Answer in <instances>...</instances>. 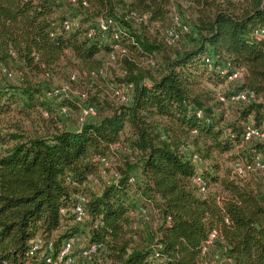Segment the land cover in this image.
I'll return each instance as SVG.
<instances>
[{
  "label": "trees",
  "instance_id": "obj_1",
  "mask_svg": "<svg viewBox=\"0 0 264 264\" xmlns=\"http://www.w3.org/2000/svg\"><path fill=\"white\" fill-rule=\"evenodd\" d=\"M175 1L85 0L83 5L82 0H0V64L19 75L13 90L0 89V114L12 105L20 113L48 110L39 79L46 70L71 67L87 76L96 72L101 66L96 54L111 50L107 42L85 37L90 27L85 24L99 15L123 26L121 43L128 54L120 60L125 75L119 81L133 86L127 105H108L98 95L89 96L97 119L77 130L52 126L31 136L0 133V264H47L38 254L27 255L29 240H50L56 252L77 233L87 234L86 242L100 243L98 251L105 250L111 264H207L201 245L212 229L218 230L227 264H264V186L236 183L228 178L225 164L232 159L229 152L244 142L246 122L264 125V34H251L264 28V0H177L193 9L197 42L171 57L164 55L159 70L148 75L136 66L135 56L159 48L143 41L124 14L161 26ZM118 8L122 19L117 18ZM75 17H81L80 24L63 29V20ZM205 51L214 57L210 66L202 60ZM226 63L244 69L236 89L251 90L256 97L239 103L243 106L231 120L201 85V78L222 82ZM37 113L40 119L50 118ZM114 142L139 155L138 177L127 183L131 163L123 155L116 166L118 182H101L92 191L90 181L101 179L98 158L111 155ZM185 147L210 162V172L201 171V176L206 184L219 185L218 198L199 193L191 180L195 165ZM250 149L264 161V142ZM76 195L84 197L83 223L74 222L69 213ZM137 207L155 222L150 247L131 216ZM134 233L142 239L132 245Z\"/></svg>",
  "mask_w": 264,
  "mask_h": 264
},
{
  "label": "rangeland",
  "instance_id": "obj_2",
  "mask_svg": "<svg viewBox=\"0 0 264 264\" xmlns=\"http://www.w3.org/2000/svg\"><path fill=\"white\" fill-rule=\"evenodd\" d=\"M222 1V3H224V0ZM248 1L246 0V3ZM172 9L183 21H185L189 25V31L179 34L175 39H168L162 34V29L167 23L170 22V17L166 24L160 26L158 24H147L144 17L138 16L131 12L124 14L123 19L129 21L132 29L142 38L143 41H146L147 43L159 48L158 50H154L149 53V55H134L136 58V66L148 75H155V73L159 70L162 57L164 55L171 57L176 51L189 49L193 47L197 42V34L194 27L195 14L193 12V9L184 1L177 0L172 5ZM116 10L117 18L122 19V10L120 8ZM80 18L81 17L74 18V22L77 24V26L78 24H80ZM92 22L93 19L87 22L85 26L91 25ZM119 24L123 30L122 24ZM96 58H98L101 63V74L87 76L85 72H80L76 68L64 67L61 70L59 69L52 71L49 78L47 79L39 77L41 85L43 84V87L45 89L67 86V97H63L62 99V102L65 103L68 107V113L64 119H59L52 116V105L54 103L53 97L43 92L41 100L45 103V105H47L48 110H50L51 117L49 119L43 120L39 118L37 111L42 108L30 111L29 113H20L14 108V105H12L9 108L7 114H0V133L5 134L6 132H14L22 134L23 136H31L33 135V133L48 132L51 130V128H53L52 126L57 129H61L64 127L73 129L76 125L79 106L85 103H90L88 100L89 96L98 95L99 98H104L108 105L116 103L115 100L110 98L108 92L113 84L120 82L119 80L124 78L125 73L123 65L119 62L118 56L115 55L114 59H110L107 53L103 50H100L96 54ZM11 72L12 75L10 77H5L0 73V89H2L3 91H11L19 85V75H17V72H15L13 69ZM71 73L75 74V79L70 83L69 75ZM148 75H145V80L148 79ZM239 83V80H223L220 83L214 84L207 82L203 78H201V85L203 86V88L208 90L216 100H218L217 98L220 96L224 98L225 95H228L232 90H235ZM242 106L243 105L239 103L227 102L222 103L220 110L223 112V116L227 120H231V118H233L237 114V111ZM96 119L97 110L95 108V115L91 117V121H95ZM261 128L263 133L262 137L252 138L249 141L241 143L240 145L236 146L233 151H230L228 156H232V159L236 156H240L241 158H243L247 155L250 147L253 146L254 143L264 142V125H262ZM11 143L12 142H8L6 145L9 146L11 145ZM3 148L4 145L0 147V150H2ZM123 155H128L129 161L131 163V170L133 171V174L137 179L140 164L139 155L136 153L128 152L127 148L124 146V149H121L113 159V163L115 164V166L120 164V160ZM231 160H224L226 161L225 164L228 168L229 179L235 180V182L238 184H248L249 186H253L255 182H260L264 186V170L260 174L254 176H247L245 178L243 176L239 177L234 173L231 167ZM196 166H199V169L203 172V174L204 172L209 173L211 170L210 162L208 160L201 159L199 162H197ZM101 182L102 179L97 180L96 182L90 181L89 186L91 187V190L95 192L98 191V189H100ZM204 194H210L215 198H218L220 195H222V192L217 183H211L210 180H208L206 184V192ZM64 212L66 211L64 210L62 213ZM131 216L136 230H138L141 233L142 238H144L143 242L145 244L147 243L148 247H150L151 242L154 239V236L152 234L156 227L155 222L153 221V219H149L148 221L144 222L138 216L135 209H133ZM72 237L74 238L73 247L76 250L89 239L88 235L84 233H77ZM131 238L132 245L139 243L142 239L138 235V233L132 234ZM225 256L226 252L224 251L223 243L220 238L217 237L214 239L211 245L206 247V250L203 254V261L207 264H227L228 260ZM87 264H111V261L107 252L101 249L89 258Z\"/></svg>",
  "mask_w": 264,
  "mask_h": 264
},
{
  "label": "built area",
  "instance_id": "obj_3",
  "mask_svg": "<svg viewBox=\"0 0 264 264\" xmlns=\"http://www.w3.org/2000/svg\"><path fill=\"white\" fill-rule=\"evenodd\" d=\"M74 1V0H69ZM233 3H243L246 0H229ZM82 4L85 5V0H82ZM144 17V16H142ZM76 23L74 18L71 20H63L62 26L65 30H70ZM120 24L109 16L99 15L93 19L90 27L85 31V37L88 39H95L96 42L106 41L110 45L111 50L107 52L110 59H114L115 55L119 57V62L121 58L127 57L126 48L121 43L122 40V27ZM189 31V25L183 21L171 8L170 22L167 26L162 29V34L168 39H175L179 34ZM251 34L258 37L264 34V28H255L252 30ZM202 60L205 64L210 66L213 64L214 57L209 51H205L202 54ZM121 63V62H120ZM228 68V72L225 74L224 80H240L244 69L238 67H231L228 63L225 64ZM0 73L5 77H10L12 72L10 69L6 68L0 64ZM102 73V67L100 66L96 72L91 71L90 75H97ZM219 73L224 74L225 70L219 69ZM50 72L46 70L43 72L42 77L45 79L49 78ZM75 79V74L71 73L69 75V82L71 83ZM67 86H60L51 89H45L47 95L53 97V115L56 118L64 119L68 113V107L62 102L63 97L66 96ZM110 98L115 100L119 104H130L133 97V86L131 83L118 82L113 84L108 92ZM84 96V94H83ZM221 103L233 102V103H244L248 104L256 100L254 92L248 89L242 90H232L228 95L217 98ZM41 116L44 118L51 117V113L47 109H40ZM95 115V108L85 103L79 106L78 116L76 119V125L71 130L79 129L83 124L91 122V117ZM194 133V130L191 131ZM263 136L262 128L253 127L251 123L246 122L244 129L242 131L241 140L247 141L250 138H260ZM124 149L119 142H114L109 145V156H101L98 158V174L102 179L103 184H116L120 178V174L116 169L113 159ZM184 152L187 157L194 163L195 170L192 174L191 180L197 186L199 193L204 194L206 192V185L204 179L201 176V171L199 166L197 167V162L200 158L195 153L189 152V148L185 147ZM231 167L234 173L239 177L254 176L260 174L264 170V161L259 152L249 149L246 156L241 158L236 156L232 162ZM96 179H94V182ZM135 177L133 171L131 170L127 177V183L133 184ZM64 209H60L63 212ZM138 216L143 221H147V215L142 207L136 208ZM69 213L72 219L76 223H83L86 218V212L84 210V197L82 195H76L72 206L69 208ZM219 236L218 230L212 229L208 232L205 240L201 245V253L204 254L206 247L211 245L215 238ZM74 238L70 237L63 240L56 252H53L52 242L50 240H44L38 236H34L29 240V250L27 255L38 254L44 259L47 264H87L89 258L96 254L98 249L101 247L100 243L92 241L85 242L77 250L73 247Z\"/></svg>",
  "mask_w": 264,
  "mask_h": 264
},
{
  "label": "crops",
  "instance_id": "obj_4",
  "mask_svg": "<svg viewBox=\"0 0 264 264\" xmlns=\"http://www.w3.org/2000/svg\"><path fill=\"white\" fill-rule=\"evenodd\" d=\"M67 129H70L71 130L72 128H67Z\"/></svg>",
  "mask_w": 264,
  "mask_h": 264
}]
</instances>
